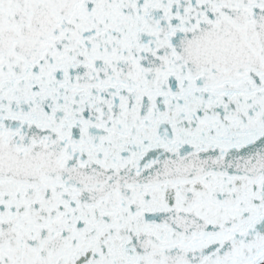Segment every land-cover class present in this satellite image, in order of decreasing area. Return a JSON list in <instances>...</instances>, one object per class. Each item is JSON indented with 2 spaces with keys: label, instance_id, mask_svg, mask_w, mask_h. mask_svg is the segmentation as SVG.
Segmentation results:
<instances>
[{
  "label": "snow or ice",
  "instance_id": "obj_1",
  "mask_svg": "<svg viewBox=\"0 0 264 264\" xmlns=\"http://www.w3.org/2000/svg\"><path fill=\"white\" fill-rule=\"evenodd\" d=\"M0 264H264V0H0Z\"/></svg>",
  "mask_w": 264,
  "mask_h": 264
}]
</instances>
